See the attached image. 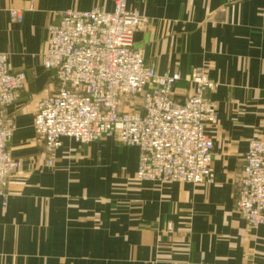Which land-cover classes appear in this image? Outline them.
Listing matches in <instances>:
<instances>
[{"label":"crops","instance_id":"crops-1","mask_svg":"<svg viewBox=\"0 0 264 264\" xmlns=\"http://www.w3.org/2000/svg\"><path fill=\"white\" fill-rule=\"evenodd\" d=\"M97 7L112 12L113 0H0V53L27 76L8 109L9 149L23 165L0 196V264H264V227L250 228L235 207L249 143L264 138V0H128L148 20L135 36L145 62L182 78L176 101L192 93L185 78L196 69L220 84L207 95L219 115L207 130L215 182L197 186L137 181L139 150L112 139L65 138L46 167L33 121L58 90L41 64L48 28Z\"/></svg>","mask_w":264,"mask_h":264},{"label":"built area","instance_id":"built-area-1","mask_svg":"<svg viewBox=\"0 0 264 264\" xmlns=\"http://www.w3.org/2000/svg\"><path fill=\"white\" fill-rule=\"evenodd\" d=\"M9 15L13 23L23 22L22 11ZM147 24L128 8V0H113L112 12L69 11L49 26L41 64L54 73L58 90L39 102L33 121L46 167L54 166L65 138L87 146L114 137L139 150V182L214 184V142L207 130L219 115L207 95L220 84L195 71L185 78L192 93L176 101L181 76L159 74L135 47L136 34ZM26 81L25 73L11 72L8 55L0 53L1 197L23 165L9 149L16 124L8 109L20 100ZM235 207L250 228L264 227V138L249 143Z\"/></svg>","mask_w":264,"mask_h":264},{"label":"rangeland","instance_id":"rangeland-1","mask_svg":"<svg viewBox=\"0 0 264 264\" xmlns=\"http://www.w3.org/2000/svg\"><path fill=\"white\" fill-rule=\"evenodd\" d=\"M195 71H201L202 73L206 74V75L209 77V75L206 73V71H205L204 68H199V69L194 70V72H195ZM209 78H210V77H209ZM217 83H218V82H217ZM192 91H193V88H192ZM107 139H112V140H114L117 144L121 145L119 142H117V141L115 140L114 137H111V138H104L103 140H107ZM103 140H101V141H103ZM45 165H46V160H45ZM8 190H9V189H8ZM8 193H9V191H7L6 194H8Z\"/></svg>","mask_w":264,"mask_h":264}]
</instances>
